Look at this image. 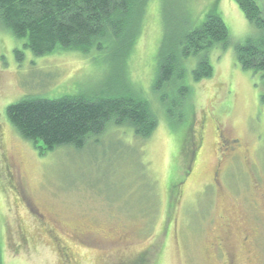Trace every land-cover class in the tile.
<instances>
[{"label":"rangeland","instance_id":"obj_1","mask_svg":"<svg viewBox=\"0 0 264 264\" xmlns=\"http://www.w3.org/2000/svg\"><path fill=\"white\" fill-rule=\"evenodd\" d=\"M254 1L264 14V0ZM213 6L230 42L208 53L211 78L194 83L189 73L190 98L174 106L175 89L163 91L173 109L164 117L158 111L151 137L141 141L131 129L114 127L82 149L43 154L40 143L23 140L8 123L9 105L26 96L119 95L126 86L111 76L114 60L107 54L34 57L0 30V264H223L221 239L235 264H264V248L239 244L246 232L264 239V79L243 71L234 54L259 32L233 0H152L127 77L158 108L151 87L166 25L184 27L187 13L201 21ZM190 63L189 72L196 61ZM216 129L240 143L238 156L246 161L225 158V150L219 155ZM171 190L176 196L168 213ZM27 202L66 232H57L61 239L89 233L111 254L105 259L67 238V246L58 244L26 218Z\"/></svg>","mask_w":264,"mask_h":264},{"label":"trees","instance_id":"obj_2","mask_svg":"<svg viewBox=\"0 0 264 264\" xmlns=\"http://www.w3.org/2000/svg\"><path fill=\"white\" fill-rule=\"evenodd\" d=\"M150 2L0 0V30L22 42L23 48L34 57L76 53L91 58L92 54H107L114 60L111 76L118 75L126 86L119 95L102 93L90 98L78 95L51 100L24 97L6 108L8 123L23 140L40 143L42 154L61 147L82 149L91 139L114 127L131 129L138 140H147L158 126V111L164 117L173 109L163 93L165 89H175L174 106H178L179 101L192 94L187 85L189 73L194 83L212 77L208 53L219 46L225 48L230 42L228 28L216 6L201 21L184 11L188 14L184 27V24H178L179 29L166 25L151 87L158 108L129 81L127 61L142 34ZM233 2L259 32L256 38L246 39L234 47L236 64L243 71L264 79V14L254 0ZM192 60L196 65L189 72ZM175 196L171 190L168 213Z\"/></svg>","mask_w":264,"mask_h":264},{"label":"flooded vegetation","instance_id":"obj_3","mask_svg":"<svg viewBox=\"0 0 264 264\" xmlns=\"http://www.w3.org/2000/svg\"><path fill=\"white\" fill-rule=\"evenodd\" d=\"M215 136L218 139V150L220 151L219 155H223V151H226V156L225 158L228 157H236L240 158L238 156V153H244L242 150V146L240 143L235 140V139H230V138H223V134L221 131L216 129ZM195 155V154H193ZM246 157H243L241 160L246 161ZM6 168L7 170H10V172L14 175H16V166L14 163L11 161L6 162ZM218 169L215 168L213 174H212V179L214 182V186L219 189L218 184L216 183V177H217ZM264 198V196H263ZM23 212L26 215V218H31L37 222V224L43 229L45 233L49 234V237H51L53 240H56L58 244H62L64 246L66 245V242L64 239L67 238V240L71 241L72 243L79 245L81 247H88L95 249L97 252H99L105 259L109 257L111 253L105 252L106 251V246L102 244V241L98 240L97 238H94L91 234L89 233H73L69 234L66 236L64 239H61L58 237L57 232H62L66 233L58 228V225L56 222H49L47 218L42 215L33 205H31L29 202L26 203L25 207L23 208ZM260 236L257 235L256 233H243L240 236V247L241 248H247V247H252L254 250L257 251L259 248H264V239H262ZM228 241L225 239L219 240L217 244V249H218V258L222 259L221 262L223 264H235V261L237 262L236 255L232 251H228L226 249ZM108 249H112L111 247L107 246ZM64 248H62L63 250ZM68 256V255H67Z\"/></svg>","mask_w":264,"mask_h":264}]
</instances>
